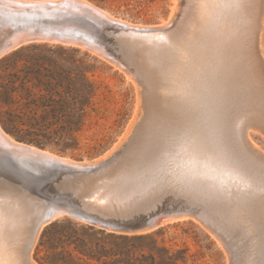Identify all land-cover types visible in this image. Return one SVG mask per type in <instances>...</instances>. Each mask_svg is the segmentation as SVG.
Listing matches in <instances>:
<instances>
[{"label": "rangeland", "instance_id": "rangeland-1", "mask_svg": "<svg viewBox=\"0 0 264 264\" xmlns=\"http://www.w3.org/2000/svg\"><path fill=\"white\" fill-rule=\"evenodd\" d=\"M87 1L92 3V5L99 6L98 8L101 7L102 9L106 10L109 18L122 19L123 21L125 20L126 23L129 21L128 25L131 23L143 27H154L159 25L163 28V30L158 29V35H161L166 29L173 27L175 28L176 26L174 24L176 23L177 25L179 20L178 18L182 16L181 10L189 9V16L186 20V30L179 36V38L187 46L189 52L191 53V57L186 62L176 64L172 71L175 72V76L179 82L184 83L191 81L192 83H196L198 79L202 77V74L208 70L207 65L212 62V49L213 45L216 43V33L223 27L224 22L222 19L218 18L210 8L201 6L203 4V0H191L190 2L189 0H106V2H94L92 0ZM192 6H194L193 10ZM151 32H154V34ZM156 32V30L145 31L144 34L147 35L146 39H150L152 41L154 39L153 37H157ZM131 41L132 39H127L123 35L122 31L117 36H111V33L106 35V39L103 40V43L106 45V51L104 53H98V51L94 50L93 48L88 49L86 45L83 44L66 43L60 41H52L51 43L44 40H39L38 42L29 41L21 46L18 45L19 47H14L15 49H10L11 51L8 50L0 55L1 59L6 54L32 43L61 44L65 45L66 47L53 48V53L50 50V46L42 47L36 52L42 55L45 54L52 56L64 68L69 65L70 61H72V57H75L78 60L77 63L79 65L94 66V71L89 74L99 86L98 93L95 96V111L92 112L87 124L78 134V147L66 152H61L58 149L48 146H45L47 148L41 147V149L49 150L64 158L66 157V159L68 158L70 161H76L74 159H90L99 157L113 147V149L107 153L104 159L98 164L104 163L109 157L114 158L112 160L113 162H122L127 157L130 150L132 155L130 156L129 162L127 163L139 160L142 157L144 151L150 147L151 140L157 128V121L152 113V107L156 105L154 108L157 107L158 109H156L159 111V109L163 106L164 108H167L169 105L174 104L175 100L169 97L166 92L165 98L170 103L169 105H165L164 103H162V105L161 102L155 100L157 96L154 94L155 88L149 80L150 75H148L146 70L141 66V62L137 58L136 50L131 47V44H129ZM122 43H125V45L122 46ZM68 46H75L77 51L72 50V48H68ZM262 46L264 51V29ZM109 51L113 52L115 55L114 58L110 57L111 53H109ZM29 52H32V50H26L25 53ZM130 58H133L131 59L132 62H130ZM135 63H138V67L135 66ZM136 67L138 69H136ZM139 68L141 70H139ZM147 82L151 83L152 85L149 84L147 87ZM146 88L149 89L147 90ZM146 92L147 94L149 93L147 96L145 94ZM151 96L153 100H149ZM150 102L151 104H154H152L151 107ZM253 112L254 110H248L234 121L232 134L234 139L245 149L256 154L257 149L262 153L258 155H264V128L260 127V125L254 123L251 120L253 117ZM243 123L246 124L244 125ZM142 125H144L145 128L143 132L139 134L138 132L140 131L138 130L140 127H142ZM138 134L139 138L135 141ZM244 135L247 136L244 137ZM177 150L179 151V149ZM108 165L109 164L96 173L85 176L72 175L74 172L84 170L82 166H80V168H82L81 170L75 171L66 169L68 173L62 172L60 170L52 175H50L47 171L41 170L39 171V175L42 176V178L39 180L40 182H34L33 184L26 183L23 181L24 179L19 176L20 180L27 184L28 190H30L35 197L34 199L40 204V211L35 210L32 204L22 197L16 199V197H11L0 193V199L11 200L12 203H16L15 208L18 210H16L15 213L17 212L16 214L19 216L16 217L17 219H15L18 225L20 223L28 224L32 220L33 216H40L44 213L45 209L48 207V200L45 196H58L63 193H69L73 203L79 208L87 211L89 214H92L93 216L100 219L125 223L126 227L131 225L136 227H138V225H144L146 220L154 213H162L168 207L188 208L189 210L193 211L183 214L188 215L189 217L178 220L177 216H171L172 218L169 217L171 218L170 220L167 218L161 221L160 224H155V226L159 227L150 231L134 232L131 230L134 227H127V229L131 230L128 232L148 233L160 229V232L155 235L158 239L159 245L169 247L174 253H178L179 250L184 251L185 256L188 258L189 264H232L234 261V259H231L232 255H234L233 258H240V256L243 258L245 256L247 262L253 260L257 264L259 263L260 257L258 258V254H260V252L256 254V251L260 248V240L255 234L260 228V221L258 217L253 223H250V225L253 226H248L253 232V236L251 237L252 241L249 238H246L247 236L245 237L244 233H239L242 236L239 234L232 235L230 232L227 234V229H225L227 213L226 208H219L215 203L211 202L203 203L201 199L198 198L197 192L187 191L180 186L167 187L163 189L159 187L152 188L142 176L130 168L129 173L122 178L123 187L126 189L125 191H127L126 194L121 196L122 203H125L121 206L123 207V213L116 211H106L99 208L94 203H92L94 197H86L85 192L88 191V189L89 191H94L95 181L98 178L109 174ZM205 171H208L209 177H216V179H207L206 183L209 186L218 184L219 180L221 179H227L226 177L219 176L217 172H212L209 170ZM203 191V188L199 189L201 194ZM254 196L256 199H259L260 193L256 192L254 193ZM140 199H144L145 202L140 207H138L137 210L133 209L136 206H134L135 202ZM28 212L30 213L28 214ZM133 212H135V214L133 216H129ZM67 218L69 217H61L57 220L63 221ZM213 222L219 223L215 224ZM46 223L40 230L38 239L32 250V260L34 264H42L41 262H45V258L47 256H52L54 254L52 249H48L43 246L39 247L40 238L44 228L46 227ZM212 224H215V226ZM222 225L224 227H222ZM96 228L98 229L99 227ZM215 229L218 232L224 231L222 234L227 236V238L232 236L233 238L231 237L229 239L232 242V245L235 246L236 244H239V246L242 248L236 245L237 247H233L234 249L230 251L224 240L215 232ZM121 231L122 230H120V233H125ZM16 233L17 232H13V234H11V239L13 241L14 248H20L23 235L20 231H18L17 234ZM230 234L231 236H229ZM234 235L239 236L240 238L238 239ZM244 237L246 239H244ZM240 239L242 241H240ZM246 244L249 246L251 245L250 249ZM252 244L256 245L254 246V249ZM252 249L255 251V256L253 255L254 251H252ZM59 250H61V248ZM247 250L251 252L250 255L247 253ZM240 252H242L243 256ZM245 254H248L250 257ZM16 256L17 255L15 254L14 257ZM252 256H254L253 259ZM245 257L244 260L246 262ZM17 259H19L18 256ZM247 262L245 264H247Z\"/></svg>", "mask_w": 264, "mask_h": 264}, {"label": "snow or ice", "instance_id": "snow-or-ice-1", "mask_svg": "<svg viewBox=\"0 0 264 264\" xmlns=\"http://www.w3.org/2000/svg\"><path fill=\"white\" fill-rule=\"evenodd\" d=\"M201 6L210 8L224 22L216 33L212 62L196 83H181L172 69L190 59L187 46L178 36L154 37L167 45L170 52L165 57L164 67L152 73V80L175 103L161 107L158 112L152 107L157 128L151 145L128 167L152 188L180 186L197 192L203 203L226 208L225 226L232 234L244 233L251 239L253 232L248 226L258 217L260 228L255 234L260 240L259 264H264V155L245 149L232 134L234 121L246 111L264 112V66L257 72L245 55L252 17L257 6L264 9V0H203ZM22 7L42 12L49 7L63 9L89 19L70 0L59 4L40 0ZM13 161L14 158L8 156L0 157V166L15 174L19 169ZM205 170L227 179L209 186L207 179L216 177H209ZM25 179L38 182L41 177L35 173ZM0 186L11 190L10 185ZM201 188L204 189L202 194ZM256 192L260 193L259 199L254 196ZM11 227L7 213L0 214V235H11ZM13 251L19 257L16 264H28L25 249L13 248ZM233 264H245V260L234 258ZM248 264L256 262L250 260Z\"/></svg>", "mask_w": 264, "mask_h": 264}, {"label": "trees", "instance_id": "trees-1", "mask_svg": "<svg viewBox=\"0 0 264 264\" xmlns=\"http://www.w3.org/2000/svg\"><path fill=\"white\" fill-rule=\"evenodd\" d=\"M45 46L52 53L53 48L66 47L32 43L0 59V122L21 140L66 152L78 147V134L95 111L99 86L89 74L94 66L79 65L72 57L64 68L52 56L36 52ZM159 232L120 233L71 218L56 220L44 228L39 242L54 254L41 263L189 264L184 251L174 253L159 245Z\"/></svg>", "mask_w": 264, "mask_h": 264}, {"label": "bare ground", "instance_id": "bare-ground-1", "mask_svg": "<svg viewBox=\"0 0 264 264\" xmlns=\"http://www.w3.org/2000/svg\"><path fill=\"white\" fill-rule=\"evenodd\" d=\"M24 1H26V0H0V8L15 9L16 7H21V5H25L26 2H24ZM58 1L59 0H51V2H53V3H56ZM190 1L191 0H189V2ZM70 2L73 3L74 5H76L77 7L82 8V10H85L83 5H87L88 7L93 8V10L97 14H99V16L102 19L110 20V21H113L115 23V24H108L106 22H103V20H102V22L97 24V27L101 28L100 31H98L99 32L98 35L101 38L102 42H103V40L106 39V35L108 33H111V36H117L122 31H123V35L127 39H130V38L132 39L131 43H129V44H131V47H133L136 50L137 58L140 60L141 66L146 70V73L148 75H150L149 80L153 84V86L155 88L154 94L157 96L155 100H157L158 102H161V104L164 103L165 105H169L170 103L165 98L166 97L165 96V90L163 88L155 86V84H154V82L152 80V73L154 71H159V70H161L164 67V65H165V57H166L167 54H169L170 50L167 48V45H165L161 41H153L154 39L151 41L150 39H146L147 35L144 34L145 31H155V30L157 31L156 32V34H157V33H159L158 29H162L163 30V28L161 26H159V25L158 26H154V27L153 26H144L143 27V26H138V25L132 24V23L130 25H128L129 21H128V23H126L125 20L123 21L122 19L109 18V16L107 15V11L106 10L102 9L101 7L98 8L99 6H97V5H92V3H90L87 0H70ZM192 7H193L192 10H193L194 6H192ZM23 8H26V7H23ZM23 8H22V10H25ZM31 10H38V11L36 13L29 12L27 14L31 15V16H37V17L45 16L44 12H46L47 15L50 12H52V13L54 12L53 9H51V8L50 9L45 8L43 10V12L41 10H39V9H34V8L31 9ZM181 12H182V16L180 18H178L179 20H178L177 25H176V23L174 24L176 27L175 28L173 27V28L166 29L162 33L163 36L176 38L177 36L179 37L186 30L185 29L186 28V24H187L186 20H187V17L189 16V9H184V10L182 9ZM9 29H10V26L7 27V28L5 27L3 29H0V37H2L3 35H7L8 31H11V29L10 30ZM263 29H264V9H262L259 6H257V8L255 9L254 15L252 17V23H251V26H250V30H249V32L247 34L246 50H245V55H246L247 59L255 66L257 72L259 71L261 66H264V51H263V46H262ZM19 32L20 33H18V34L22 35L23 31H19ZM28 32L31 33L32 31L28 30ZM43 32L51 33V30H45ZM151 33L154 34V32H151ZM162 34L161 35L157 34L156 36H162ZM66 39H67V41H65V40L64 41H60L58 39H55V40L36 39V40H29V41L38 42L39 40H44L46 42H51V43H52V41H60V42H66V43H76V44L86 45V47L88 49H92L93 48L94 50L98 51V53H104L106 51L105 46H103V44L98 43V42L88 41V40L84 39L81 36L72 35V34H66ZM29 41H26V42H29ZM26 42H24V43H26ZM123 45H125V43L124 44L122 43V46ZM116 46H118V45H116ZM135 50H134V52H135ZM132 51H129V52H132ZM3 53H1L0 55H2ZM110 57L114 58V56H112V55ZM131 59H133V58H130V62H132ZM135 64H136L135 66H137L138 63H135ZM137 67H136V69H138ZM140 68H139V70H141ZM140 75H141V73H140ZM143 77H145V76H143ZM143 79H145V78H143ZM151 83L147 82L146 83V84H148L147 87ZM152 91H153V89H152ZM145 94L147 96L149 93L147 94V92H146ZM151 99L153 100L152 96L150 97L149 100H151ZM155 106L156 105H154V107ZM157 106H159V105H157ZM252 115H253V117L251 118V120L254 123H257L258 125H260V127L264 128V112H261L259 109H255L254 112L252 113ZM243 124H242V126H243ZM140 128H139V130H142V131L138 132L139 134L143 132L145 127H144V125H142V127H140ZM139 134L136 137L135 141L139 138ZM245 136H247V135H244V137ZM246 139H247V137H246ZM0 147H2L3 149H7V150H10V151H13V154L16 156L15 157L16 160L17 159H19V160L21 159L23 162L28 164L29 167L33 168L36 171V173L37 172L39 173V171H41V170L47 171L50 175H52V174H54V173H56V172H58L60 170L62 172H67L68 173V171L61 166V164H56L54 162H50V158L51 159L52 158H56V159H59V160L65 162V163H69V164H76L79 167L82 166L84 168V170L78 171V172H74L72 174L74 176H85V175H88V174L96 173V172L102 170L107 164H109L108 165V173L109 174L98 178L95 181V186H94L95 190L94 191L93 190L89 191V189H88V191L85 192L86 193V197H90V198L94 197V200L92 201V203H94L96 206H98L101 209H104L106 211H116V212L123 213V207H121V206L124 205L125 203H122L121 196L126 194L127 191H125L126 189L123 187L122 178L129 173V167H128L129 163H127V162H129L130 156L132 155L131 154V150H130L129 154L127 155V157L124 159V161L118 162V163L112 161L114 159L113 157L107 158L106 161L104 163H102V164H95V165L94 164H89L88 161H82V162L70 161L68 158L66 159V157L64 158V157L59 156V155H57V154H55V153H53V152H51L49 150L41 149V147H39V146H37L35 144H30V143H27V142H24V141L15 140V138L13 136H11L8 132H6L3 129L1 124H0ZM256 152H257V154H262L257 149H256ZM19 154H22V156L25 155V156L36 158V159H39V160H44V162L43 161L39 162V163L37 162L38 163V165H37L34 162L29 161V159H27V158L18 156ZM47 167H51L53 169L52 170H47ZM5 184L6 185H10L11 186V190H7L4 187L0 186V193L1 194H6V195L11 196V197H16V199L17 198L19 199V198L22 197V198L26 199L28 202H30L32 204V206L35 208V210L40 211V204L34 199L35 197L33 196L32 192L30 190H28L27 184L22 182L20 180L19 176L16 173L13 174V172H10L7 168H5L3 166H0V185H5ZM120 184H122V185H120ZM131 187H133V186H131ZM144 202H145L144 199H142V200L140 199V200L136 201L135 204H134V206L135 205L136 206L133 209L137 210L138 207H140ZM15 204L16 203H12L11 200H1L0 199V214L6 212L7 215L9 216V218L11 219V221H12L11 234H13V232L14 233L15 232L18 233V231L22 232L23 237H22V240H21L20 248L26 250V259H27L28 264H34V262L32 260V250L34 248V245L36 244V241L38 239L40 230L42 229V227L46 223V222H43L41 220H42V217L44 216L45 211L47 210V208L45 209V211H44V213L42 215L36 216V217L33 216V218L30 221V223H28V224H25V223L21 224L20 223L18 225V223L16 221V219H17L16 217H18L19 215L17 216V214H16L17 212L15 213V211L18 210L17 208H15ZM26 209H27V207H26ZM19 211H21V210H19ZM64 211L65 210L63 208H58L54 212V216L53 217L61 215ZM192 211L193 210H189L188 208L168 207L162 213L159 212V214H155V213L153 214V216H154L153 223L154 224H157V223L160 224L161 221H163V220H165L167 218L170 220L172 218L171 216H176V215L180 216L179 214H183V213H186V212H192ZM135 212H133L129 216H133L135 214ZM29 213L30 212H28V214ZM90 215H92V214H90ZM20 217H21V215H20ZM31 217H32V215H31ZM169 217H171V218H169ZM149 219H150V217L146 220V222ZM206 219H208V218H206ZM21 220H23V219H21ZM25 220H27V219H25ZM102 220L109 221L111 224L112 223H116V224H119V225H122V226L126 227L125 226L126 224L122 223V222H115V221L105 220V219H102ZM206 221H209V220H206ZM213 223H215V222H213ZM217 223H219V222H217ZM217 223H215V224H217ZM215 224L214 225L212 224V225L215 226ZM222 224H224V223H222ZM250 226H253V225H250ZM222 227H224V226L222 225ZM110 228H113V227L110 226ZM215 232L224 240V242L226 243V245H227V247L229 248L230 251H232L234 249L233 247H235L236 245L239 246V244L235 245L234 243L233 244L235 246L232 245V242L229 240L232 237L231 234L229 235L231 237L228 236L229 238H227V236L222 234V232H224V231L218 232L215 229ZM226 233L228 234V231ZM240 236H242V235H240ZM235 237H237L238 239L240 238L239 236H235ZM245 237H244V239L248 238V237H246V238ZM241 239H240V241H242ZM253 241H255V240H253ZM256 243H254V244H256ZM257 245H258V243H257ZM242 246H244V245H242ZM247 246H249V245H247ZM250 246L248 247L249 249H250ZM254 246H256V245L252 244L253 249L255 248ZM239 247L242 248L241 246H239ZM13 248H14V246H13V241L11 239V235H9V236L0 235V264H16V261L18 259H17V256L14 257L15 256V252L13 251ZM253 249H252V251H254ZM259 249L256 251V254L260 252L261 249L260 250ZM242 251H243V249H242ZM240 253L242 254V252H240ZM247 253L249 255L251 254V252H249L248 250H247ZM248 254H245V255L249 256ZM256 254H255V251H254L253 255L255 256ZM233 256L234 255H232L231 259H234ZM239 256H240V254H239ZM242 256H243V254H242ZM254 256H252V259H253ZM230 257H231V255H230ZM244 257H243V259H244ZM259 257H260V254H258V258ZM240 258H241V256H240ZM245 259H246V257H245ZM256 259H257V257H256ZM246 262H247V259H246ZM247 264H248V262H247Z\"/></svg>", "mask_w": 264, "mask_h": 264}, {"label": "water", "instance_id": "water-1", "mask_svg": "<svg viewBox=\"0 0 264 264\" xmlns=\"http://www.w3.org/2000/svg\"><path fill=\"white\" fill-rule=\"evenodd\" d=\"M24 2H26L25 5H28V4L40 2V0H26ZM62 2H64V0H59L56 3L59 4ZM22 8H23L22 5L21 7H16L15 9L0 8V29H3L5 27L7 28L9 26L11 29V31H8L7 35H3L2 37H0V54L9 50L10 48L11 50H13L15 49L14 47L18 45L21 46L24 44V42L29 40L58 39L60 41H64V40L67 41L66 34L81 36L88 41L98 42L106 47V45L102 42L101 38L98 35L99 33L98 31H100L101 28L97 27V24L102 22V20L103 22H106L108 24H115L113 21L102 19L99 15H97V13L91 7H88L85 10H82V8H80L81 12H83L86 16L89 17L88 20H84L82 17H79V15L74 12L69 14V11H65L63 9L53 10L54 11L53 13L50 12L48 15L37 17V16L28 15L27 13L29 12L36 13L38 10H31L33 8H29V7L23 8L25 10H22ZM47 9H50V7ZM28 30H31L32 32L30 33L28 32ZM45 30H51V33L43 32ZM19 31H23L22 35L18 34L20 33ZM109 53H111V55L115 57L113 52L109 51ZM13 137L17 141H24L15 136ZM24 142L34 144L28 141H24ZM40 147H44V146H40ZM112 149L113 147L109 151L105 152L104 154L96 158L74 159V160L79 162L87 160L89 164L95 165L98 164L101 160H103L106 154L109 153ZM4 156L14 158L13 162L16 168L19 169V172H17L16 174L21 178H23L26 183L33 184L35 182V181L30 182L26 180L25 177L35 174L36 171L33 168L29 167L28 164L23 162L21 159L16 160L15 158L16 156L13 154V151L3 149L2 147H0V157H4ZM18 156L27 158L29 159V161H32L37 165L39 162L42 161L44 162V160H39L25 155L22 156V154H19ZM50 162L61 164V166L65 169H70L75 171L82 169L76 164L65 163L56 158H52V159L50 158ZM52 169L53 168L51 167H47V170H52ZM40 177L42 178L41 175ZM45 197L48 200V207L41 220L43 222H47L45 226H47L48 224L52 223L53 221L61 217H69L79 222L90 224L92 226L99 227L101 229L112 232H120V230H122L121 232H125V233H129L128 231L131 230L134 232L135 231L147 232L159 227V226H155V224L153 223L154 216L152 215L144 225H140V226L138 225V227L132 225L127 226L130 228L134 227L130 230L122 225L116 223L111 224L109 221H104L98 217H94L90 215L87 211L79 208L73 203L71 195L69 193H63L58 196L50 195ZM58 208H63L65 211L60 216L53 217L54 212ZM179 215L180 216L176 215L178 217V220L189 217L188 215H184V214H179ZM110 226L113 228H110Z\"/></svg>", "mask_w": 264, "mask_h": 264}]
</instances>
